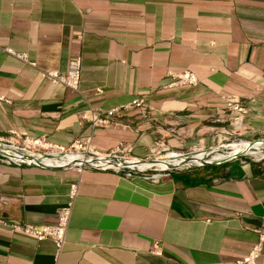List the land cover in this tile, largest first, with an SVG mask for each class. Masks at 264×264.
<instances>
[{"label":"crops","instance_id":"crops-1","mask_svg":"<svg viewBox=\"0 0 264 264\" xmlns=\"http://www.w3.org/2000/svg\"><path fill=\"white\" fill-rule=\"evenodd\" d=\"M76 58L80 94L41 78L40 71L65 72ZM183 71L198 85L170 87L168 73ZM225 95L248 109L241 137H258L252 131L264 129V0H0V97L9 100H0L2 136L17 131L63 147L89 141L100 153L126 142L139 159L160 139L174 152L205 149L227 127ZM248 97L257 99L255 110ZM135 98L144 106L119 112L110 127L79 123L78 112L105 114ZM211 167L146 180L0 159L1 219L54 225L57 210L72 201L58 257L51 240L0 225V264L240 260L256 241L251 229L264 233V161ZM153 244L161 256L149 253ZM257 263L264 264V245Z\"/></svg>","mask_w":264,"mask_h":264},{"label":"built area","instance_id":"built-area-1","mask_svg":"<svg viewBox=\"0 0 264 264\" xmlns=\"http://www.w3.org/2000/svg\"><path fill=\"white\" fill-rule=\"evenodd\" d=\"M11 55L16 57L24 64L34 66L28 60V57L25 53H13L10 50L8 51ZM81 59L76 58L69 62L68 69L65 72L60 71H40V76L43 80L49 82L53 85H59L71 92L80 94L79 87L81 82ZM168 76L171 78L172 82L169 84L170 87H195L198 85L197 77L188 72L183 71L181 73H168ZM96 92H100L99 89H96ZM222 100L223 111L227 117V127L222 128L223 131L219 132V137L217 138V144L219 143H235L238 141H243L240 139L243 131H247L244 125V119L248 115V109L244 107L241 99L236 95H225L220 97ZM0 100L9 102L4 97H0ZM247 102H249L253 107L250 110H255V105H257V99L255 97H248ZM144 106V100L142 98H135L133 101L124 105L120 108L113 109L108 113H102L99 109H87L85 111L78 112L77 117L79 123L83 121H88L92 128H105L113 125V118L116 114L121 111H128L131 109L142 108ZM252 133H257L261 138L264 139V129L253 130ZM0 143L15 147L24 152L35 153V154H54V153H75L84 156H105V157H114L117 159H131L133 158V146L126 142H119L117 145L110 151L106 153H100L95 151L90 145L89 141L80 142L74 141L68 147H63L54 143L49 142L46 137H27L22 136L17 131H9L6 136L0 135ZM207 149L193 147L189 148L184 152H174L170 151L169 148L163 143V140H157L153 142L151 147L148 150L149 159H162L166 157L173 156H185L189 154H198L202 153ZM220 153H224L220 151ZM254 162H263L264 156L257 159L251 157L240 158L241 163H246V160ZM5 163H12L9 160L1 159ZM13 164V163H12ZM79 172L81 170L77 169ZM137 175L132 173H123V177L126 179H133ZM146 180L156 179L157 176H145L141 175ZM76 187L74 185L70 186V197L73 199L75 196ZM2 202H5L4 199H1ZM72 210V201L63 205L57 210L56 213V223L54 225H42L39 228H35L29 224H20L16 222H7L4 219L0 218V225L8 227L12 232L22 234L29 238H32L36 241H42L45 239L51 240L54 243L55 257H58L62 251V247L65 243V237L67 233V228L69 224V218ZM237 216H240L238 213ZM251 231L257 236L255 243L252 245L248 254L236 261L232 262H218L214 264H258L257 259L261 254L263 245H264V233L260 229H251ZM149 253L155 256H161V250L156 245L153 244Z\"/></svg>","mask_w":264,"mask_h":264},{"label":"water","instance_id":"water-1","mask_svg":"<svg viewBox=\"0 0 264 264\" xmlns=\"http://www.w3.org/2000/svg\"><path fill=\"white\" fill-rule=\"evenodd\" d=\"M235 143L219 144L202 151V157L197 154L185 156H173L164 159H117L105 156H84L75 153L35 154L24 152L15 147L0 143V158L6 159L16 165L32 166L47 170L79 169L91 171H112L115 173L141 174H170L178 171H189L198 168L220 166L225 163L236 161L244 156H249L254 144L264 145L263 138H255L238 144L239 149H232ZM222 151L224 156L213 159L212 154ZM264 156V149H261ZM261 156V157H262Z\"/></svg>","mask_w":264,"mask_h":264},{"label":"bare ground","instance_id":"bare-ground-1","mask_svg":"<svg viewBox=\"0 0 264 264\" xmlns=\"http://www.w3.org/2000/svg\"><path fill=\"white\" fill-rule=\"evenodd\" d=\"M244 144V141H238V142H235V144L232 145V149L236 150V149H239V145L238 144ZM242 144V145H243ZM253 149L250 151H247V154L253 158V159H257L259 157L262 156V152H261V149H264V145H260V144H254L253 145ZM225 154L224 153H213L211 156L213 159H220L224 156ZM197 158H201L202 157V154L201 153H198L196 155ZM167 158V157H166Z\"/></svg>","mask_w":264,"mask_h":264},{"label":"clouds","instance_id":"clouds-1","mask_svg":"<svg viewBox=\"0 0 264 264\" xmlns=\"http://www.w3.org/2000/svg\"><path fill=\"white\" fill-rule=\"evenodd\" d=\"M256 138H261L260 136H258V137H256ZM253 139H255V138H253ZM251 140V139H250ZM243 141H247V140H243ZM219 144H223V143H219ZM219 144H215L214 146H216V145H219ZM224 144H226V143H224ZM214 146H212V147H214ZM211 147H209V148H205V149H210ZM216 153H220V151L219 152H216ZM132 156V155H131ZM244 157H250V156H244ZM133 158H135V157H133ZM241 158H243V157H241ZM1 159V158H0ZM139 159V158H138ZM144 159H149L148 157L147 158H144ZM162 159H164V158H162ZM239 160V159H238ZM247 161H250L249 159H247L246 160V162ZM75 169V168H74ZM81 171H83V170H81ZM119 174H121L122 176H123V173H119ZM136 175V174H135ZM141 175H145V176H157V178H159V177H161V176H163V175H167L168 176V174H161V175H152V174H141ZM141 175H137V176H141ZM142 177V176H141ZM156 178V179H157ZM153 180H155V179H153Z\"/></svg>","mask_w":264,"mask_h":264},{"label":"rangeland","instance_id":"rangeland-1","mask_svg":"<svg viewBox=\"0 0 264 264\" xmlns=\"http://www.w3.org/2000/svg\"><path fill=\"white\" fill-rule=\"evenodd\" d=\"M240 139H243V140H250V139H248V138L246 139V138H242V137H240ZM223 144H224V143H223ZM152 175H153V174H152Z\"/></svg>","mask_w":264,"mask_h":264},{"label":"trees","instance_id":"trees-1","mask_svg":"<svg viewBox=\"0 0 264 264\" xmlns=\"http://www.w3.org/2000/svg\"><path fill=\"white\" fill-rule=\"evenodd\" d=\"M210 167H205V169H209ZM212 168V167H211ZM214 168V167H213Z\"/></svg>","mask_w":264,"mask_h":264}]
</instances>
